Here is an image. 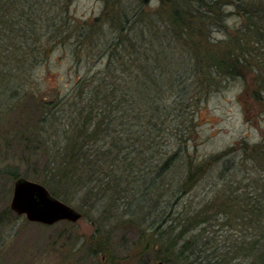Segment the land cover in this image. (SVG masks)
<instances>
[{
  "label": "trees",
  "instance_id": "trees-1",
  "mask_svg": "<svg viewBox=\"0 0 264 264\" xmlns=\"http://www.w3.org/2000/svg\"><path fill=\"white\" fill-rule=\"evenodd\" d=\"M72 2L0 0V98L19 97L57 45L84 66L67 95L38 96L25 139L51 152L50 193L92 208L121 198L136 219L150 201L138 236L158 264H264V133L204 155L194 133L203 96L230 79L264 114V0H100L80 20ZM207 174L212 194L178 207ZM12 213L4 206L0 223ZM87 244L113 259L99 228Z\"/></svg>",
  "mask_w": 264,
  "mask_h": 264
},
{
  "label": "rangeland",
  "instance_id": "rangeland-1",
  "mask_svg": "<svg viewBox=\"0 0 264 264\" xmlns=\"http://www.w3.org/2000/svg\"><path fill=\"white\" fill-rule=\"evenodd\" d=\"M100 4V0H73L71 7L75 5L73 13L80 20V17L89 16L92 12L96 14ZM76 65L70 49L57 45L46 61L43 60L36 67L31 80L25 81L27 87L19 97H12L8 101L0 98V169H15L19 174L49 188L42 180V166L45 165L46 155L51 152H45L40 145H37L38 150H32L25 139L33 136L38 128L35 119L41 111L39 97L46 96L45 100H48L56 89L67 95L73 85L75 70L77 73L84 70L83 65ZM203 97L205 99L201 98L200 104H205L207 108L199 109L200 120L194 130V133H198V155L220 150L242 136L253 142L264 133V114L259 105L242 92L237 79H230L224 86L210 90ZM66 113L65 106L58 109L59 120L67 121ZM174 175L176 177L178 173ZM213 175L207 174L199 181L193 190L195 195L190 198L189 194L183 198L184 204L179 203L178 207L184 205L191 208L199 200L210 196L214 190L206 181H213ZM11 185L12 179L0 172V210L8 206ZM62 200L84 212L83 215L73 222L61 220L46 225L25 221L23 216L15 217L12 213L11 219L0 223V264H158L152 249H143L141 237L138 236L146 223V220L142 222L139 218L147 215L150 201L139 208L133 206L139 214L136 219L133 211V215L125 214V200L121 198L116 201L97 199L94 208L90 204L81 205L85 199L78 194ZM129 217L133 221H128ZM95 227L107 240L113 259L101 253L92 256L89 252L87 241Z\"/></svg>",
  "mask_w": 264,
  "mask_h": 264
},
{
  "label": "water",
  "instance_id": "water-1",
  "mask_svg": "<svg viewBox=\"0 0 264 264\" xmlns=\"http://www.w3.org/2000/svg\"><path fill=\"white\" fill-rule=\"evenodd\" d=\"M9 208L28 222L53 224L57 221L73 222L81 212L52 195L39 181L19 175L12 180Z\"/></svg>",
  "mask_w": 264,
  "mask_h": 264
}]
</instances>
